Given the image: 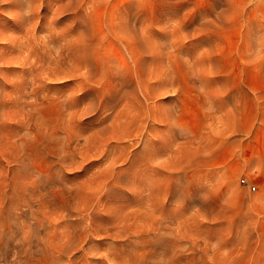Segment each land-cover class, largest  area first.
Segmentation results:
<instances>
[{
	"label": "rangeland",
	"instance_id": "374dc122",
	"mask_svg": "<svg viewBox=\"0 0 264 264\" xmlns=\"http://www.w3.org/2000/svg\"><path fill=\"white\" fill-rule=\"evenodd\" d=\"M0 264H264V0H0Z\"/></svg>",
	"mask_w": 264,
	"mask_h": 264
},
{
	"label": "bare ground",
	"instance_id": "6f19581e",
	"mask_svg": "<svg viewBox=\"0 0 264 264\" xmlns=\"http://www.w3.org/2000/svg\"><path fill=\"white\" fill-rule=\"evenodd\" d=\"M89 39H90V38H89ZM87 41H88V40H87ZM83 43H84V42H83ZM85 45H86V44H85ZM88 45H90L89 47L92 46L91 44H88ZM130 45H131V44H130ZM134 46H135V45H134ZM82 47H83V46H82ZM82 47H81V48H82ZM137 47H138V46H137ZM85 48H86V47H85ZM85 48L83 47V50H84V53L86 54V52H85ZM129 48H130V47H129ZM134 48H136V47H134ZM130 49H131V48H130ZM128 50H129V49H128ZM135 50H136V49H135ZM139 50H140V49L138 48V52H139ZM78 53H80V52H78ZM134 53H135V51H134ZM136 53H137V52H136ZM139 53H140V52H139ZM143 53H144V52H143ZM143 53H141V55H143ZM132 55H133V54H132ZM138 55H139V54H138ZM135 56H136V54H134V58H135ZM143 56H145V55H143ZM138 57H139V56H138ZM141 57H142V56H141ZM145 58H146V57H145ZM132 59H133V57H132ZM140 59H141V58H140ZM140 59H139V61H140ZM135 60L137 61V57H136ZM135 60H134V61H135ZM143 60H145L144 57H143L142 61H143ZM134 61H132V62H134ZM87 62H88L89 64L91 63V62H89V61H87ZM87 62H86V63H87ZM145 62H146V61H145ZM88 63H87V64H88ZM135 63H136V62H135ZM135 63H134V64H135ZM137 63H138V62H137ZM95 64H96V63H95ZM143 64H144V63H143ZM90 65H91V64H90ZM98 65H99V64H98ZM123 65H124V64H123ZM123 65H122V66H123ZM138 65H139V64H138ZM138 65H136V67H138ZM140 65H141V64H140ZM144 65H145V64H144ZM144 65H142L143 68H144ZM91 66H92V65H91ZM93 66L95 67V66H97V65H94V63H93ZM93 66H92V67H93ZM119 66H120V65H119ZM88 67H90V66H88ZM116 67H117V66H116ZM124 67H125V65H124ZM124 67H122V70H123ZM98 68H100V67L98 66ZM113 68H114V67H113ZM117 68H118V67H117ZM119 68H120V67H119ZM125 68L127 69V66H126ZM143 68H142V69H143ZM86 69H89V68L86 67ZM136 69H137V68H135V70H136ZM139 69H141V67H140ZM142 69H141V70H142ZM90 70H92V69H90ZM101 70H102V68H101ZM112 70H113V69H111V71H112ZM118 70H119V69H118ZM127 70H128V73H129V72L131 73V71H129V68H128ZM127 70H126V71H127ZM111 71H110V72H111ZM119 71H120V70H119ZM119 71H118V72H119ZM123 71H125V70H123ZM136 71L138 72L139 70H136ZM142 71L144 72L145 69L142 70ZM87 72H91V71H87ZM87 72H86V74H88ZM113 72H114V71H113ZM140 72H141V71H140ZM143 72H142V73H143ZM115 73H116V72H115ZM128 73L125 72V74H127V75H128ZM130 73H129V74H130ZM138 73H139V72H138ZM142 73L140 74L141 76H142ZM117 74H118V73H117ZM117 74H116V75H117ZM120 74H122L121 71H120L119 75H120ZM123 74H124V73H123ZM135 74H136V73H135ZM144 74H145V73H144ZM88 75L91 76L90 73H89ZM128 76H129V75H128ZM141 76H140V77H141ZM111 77H112V76H111ZM114 77H115V76H114ZM114 77H113V78H114ZM113 78H112V79H113ZM116 78H117V77H116ZM119 78H122V76H120ZM122 79H123V78H122ZM122 79H121V80H118V81L120 82V81H122ZM116 80H117V79H116ZM124 80H125V79H124ZM113 81H115V78L113 79ZM89 82H91V81H89ZM119 82H118V83H119ZM123 82H126V81H123ZM123 82H122V83H123ZM129 82H130V81H129ZM93 83H94V82H93ZM96 83H97V82H96ZM115 83H116V82H115ZM115 83H114V84H115ZM118 83L115 84V89L118 87ZM120 84H121V82H120ZM121 87L123 88L124 86H121ZM127 87H129V86H127ZM92 88H93V86H92ZM119 89H121V88L119 87ZM95 90H96V89H95ZM95 90H94V91H95ZM87 91H88V90H87ZM113 91H114V90H113ZM95 92H96V91H95ZM86 93H87V92H86ZM91 93H92V91H91ZM96 93H97V92H96ZM87 94H88V93H87ZM89 94H90V93H89ZM92 94H93V93H92ZM96 95H97V94H96ZM108 96H109V95H108ZM110 96H111V95H110ZM110 96H109V97H110ZM100 97H101V96H100ZM111 97H112V96H111ZM104 98H105V97H104ZM106 98H108V97H106ZM100 99H101V98H100ZM99 102H100V101H99ZM98 104H99V103H98ZM153 105H154V103H153ZM97 107H98V106H97ZM99 107H100V105H99ZM93 108H94V107H93ZM93 108H92V109H93ZM143 109H144V107H143ZM97 110H98V108H97Z\"/></svg>",
	"mask_w": 264,
	"mask_h": 264
},
{
	"label": "built area",
	"instance_id": "2783aa9c",
	"mask_svg": "<svg viewBox=\"0 0 264 264\" xmlns=\"http://www.w3.org/2000/svg\"><path fill=\"white\" fill-rule=\"evenodd\" d=\"M241 183L244 184V185H248L249 182H248L246 179H242V180H241ZM249 189H250L251 191H255L256 186L253 185V184H251V186L249 187Z\"/></svg>",
	"mask_w": 264,
	"mask_h": 264
}]
</instances>
